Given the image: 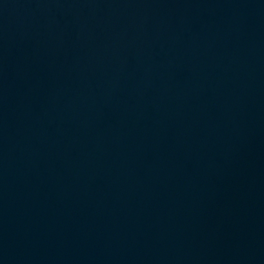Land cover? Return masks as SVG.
<instances>
[{"label": "water", "instance_id": "1", "mask_svg": "<svg viewBox=\"0 0 264 264\" xmlns=\"http://www.w3.org/2000/svg\"><path fill=\"white\" fill-rule=\"evenodd\" d=\"M0 264H264V0H0Z\"/></svg>", "mask_w": 264, "mask_h": 264}]
</instances>
